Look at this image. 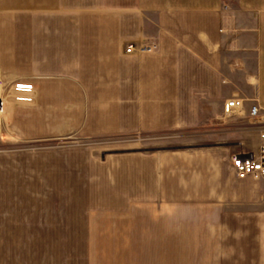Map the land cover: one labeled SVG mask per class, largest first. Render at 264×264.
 <instances>
[{
	"label": "crops",
	"instance_id": "1",
	"mask_svg": "<svg viewBox=\"0 0 264 264\" xmlns=\"http://www.w3.org/2000/svg\"><path fill=\"white\" fill-rule=\"evenodd\" d=\"M236 3L0 0V264H264V179L230 162L258 131L217 133L264 112V0ZM78 193L116 234H77Z\"/></svg>",
	"mask_w": 264,
	"mask_h": 264
},
{
	"label": "rangeland",
	"instance_id": "2",
	"mask_svg": "<svg viewBox=\"0 0 264 264\" xmlns=\"http://www.w3.org/2000/svg\"><path fill=\"white\" fill-rule=\"evenodd\" d=\"M224 2L231 7L237 6L236 0H224ZM239 5V4H238ZM245 108V106H244ZM246 109V108H245ZM246 112V110H245ZM257 125L251 123L246 115L236 116L233 118H224V126L221 128L222 142L232 143L230 145L237 147L239 142H246L244 144L245 150L252 149L250 143L258 142L256 138ZM159 135H135L125 140H145L154 139ZM228 144V145H229ZM254 152L257 148L253 149ZM83 190L78 188V191ZM98 196H90L84 194H77V234H116V228L111 225L114 224L117 218L116 211H106L95 209L100 205V202H95L94 199ZM86 227V228H85ZM86 246L87 244H77V264H86ZM97 255V257H96ZM105 252L94 254L92 264H117V258H106Z\"/></svg>",
	"mask_w": 264,
	"mask_h": 264
},
{
	"label": "built area",
	"instance_id": "3",
	"mask_svg": "<svg viewBox=\"0 0 264 264\" xmlns=\"http://www.w3.org/2000/svg\"><path fill=\"white\" fill-rule=\"evenodd\" d=\"M132 46L125 51L130 52ZM3 110V102L0 100V113ZM224 115L227 118L246 115L249 121L257 125L259 145L257 151L235 153L230 156L231 167L238 176H251L256 179H264V112L252 105L245 112L242 99L232 98L224 103Z\"/></svg>",
	"mask_w": 264,
	"mask_h": 264
}]
</instances>
